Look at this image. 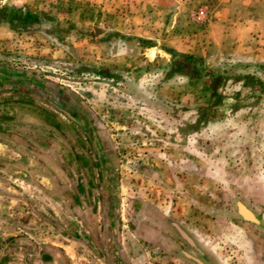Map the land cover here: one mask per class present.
Listing matches in <instances>:
<instances>
[{"label": "rangeland", "instance_id": "rangeland-1", "mask_svg": "<svg viewBox=\"0 0 264 264\" xmlns=\"http://www.w3.org/2000/svg\"><path fill=\"white\" fill-rule=\"evenodd\" d=\"M135 1L0 0L41 16L23 29L0 24V244L17 233L56 241L71 264H219L199 246L200 231L206 241L220 235L224 255L245 264L248 243L260 241L233 224L243 220L257 226L255 235L264 232V91L257 95L243 80L264 60L206 41L189 53L124 34L119 24L146 15L133 9ZM200 6L209 10L207 22H191L189 13ZM213 7L199 2L186 11L181 30L204 35ZM168 51L199 58L201 72L214 71L210 89L224 98L204 119L198 107L208 77L190 79L187 61ZM99 68L114 75L101 77L93 72ZM85 120L92 144L79 127ZM79 143L87 153L81 162ZM169 168L173 182L157 172ZM99 170L114 184V240L102 225V210L110 208ZM189 178L201 181L200 197L190 196ZM155 195L160 205L151 201ZM237 203L256 221L243 219ZM169 204L175 210H166Z\"/></svg>", "mask_w": 264, "mask_h": 264}, {"label": "crops", "instance_id": "crops-1", "mask_svg": "<svg viewBox=\"0 0 264 264\" xmlns=\"http://www.w3.org/2000/svg\"><path fill=\"white\" fill-rule=\"evenodd\" d=\"M206 1L214 4L211 20H209L206 27V33L202 36L197 35L200 31L191 34L193 27L190 26L191 29L184 27L181 30L184 13L195 7L199 2ZM123 6V10H126V1L123 2ZM133 9L144 11L146 15L141 18L142 14H140L131 23L123 22L119 24L118 30L124 34L144 36V38H152L156 42L160 40L164 42L165 46H170L176 51L189 53L200 52L203 49V42L206 41L215 49H219L222 52L227 51V54L245 55L244 57L255 61L264 60V0H136L133 4ZM149 10L152 11L151 14L147 13ZM156 11L160 15L159 18H155L153 15ZM148 16H151V22ZM162 19H165V21ZM158 26H160L159 31H166L165 35H158ZM145 34H147L146 37ZM169 171L157 170L165 181L170 179L173 182L175 176L171 168H169ZM189 181H191V183L189 182L190 188H188L190 196L200 197L203 192L200 190L201 181L193 180L192 178H189ZM166 194H168V191ZM151 201H155L156 205H160L162 202L157 195L153 196ZM166 201L169 203L168 199ZM168 207L175 210L170 204L169 206L165 205L166 210ZM162 213L167 216L166 213ZM203 215L205 217L204 213ZM250 226L248 222L243 220H236L235 224H233L235 230L241 233L249 232L248 235H253L257 239L256 242L260 241V245L248 243L249 249L245 255L251 261L245 264H264V232L259 233L258 230L257 235H255L257 226L253 224H250ZM198 234L199 246L203 250L210 252L218 260L219 264H234L229 259L231 257L225 256L222 252L224 247L219 243L221 240L217 239L220 238V235L215 234L212 239L208 238V241H206L205 237L200 235V231ZM225 239L233 242L230 237ZM113 248L116 250L115 246ZM116 252L114 254L115 258L117 257ZM232 256L235 255L232 254ZM0 264L71 263L63 244L56 241H39L30 234L17 233L11 235V237L0 244Z\"/></svg>", "mask_w": 264, "mask_h": 264}, {"label": "trees", "instance_id": "trees-1", "mask_svg": "<svg viewBox=\"0 0 264 264\" xmlns=\"http://www.w3.org/2000/svg\"><path fill=\"white\" fill-rule=\"evenodd\" d=\"M40 15L36 12H33L29 9H20L16 7H8L6 5L0 4V24L6 23L9 26L17 29L27 28L32 25H38L40 23ZM171 56H178L181 59L187 61V64L190 68H192L191 72H189L188 76L193 79H201L203 76H207V81L201 83L202 87L207 89L204 102L198 107V116L204 119V115L206 114V110L208 108L214 107L219 104L224 96L217 91H211L210 87L212 84V80L215 76H213L214 71L204 70L201 72L199 69L195 67V62L200 60L199 58L192 57L189 54L176 53L174 51H168ZM195 67V68H194ZM253 69L244 75L243 84L247 87L250 85H255L257 87V95L261 94L264 91L263 82L261 81V77L264 75V63L254 64ZM95 74L100 75L101 77H110L113 76L114 73L109 71L107 68H99L96 71H93ZM216 72V71H215ZM10 83L11 79L6 77ZM32 81V80H31ZM34 80L33 82H35ZM59 92L61 89H57Z\"/></svg>", "mask_w": 264, "mask_h": 264}, {"label": "flooded vegetation", "instance_id": "flooded-vegetation-1", "mask_svg": "<svg viewBox=\"0 0 264 264\" xmlns=\"http://www.w3.org/2000/svg\"><path fill=\"white\" fill-rule=\"evenodd\" d=\"M72 108V107H71ZM75 111V110H74ZM76 114V112H75ZM84 114V113H83ZM81 114V112L79 113V115H83ZM89 120V119H88ZM88 120H85L82 125L83 126H79L81 127L82 129H84V131H88V133H83L85 135V140H88L89 143H93V137H92V133H89V121ZM92 147V146H91ZM81 145L79 143V149H81ZM95 148H93L94 150ZM96 150H94V153L95 155H97V152H95ZM80 155L78 156L77 160L79 162H81V159L84 161L85 159H87V153L85 152V150L81 149ZM98 157V155H97ZM101 157V159H99V161H101L103 163V165L101 164H98V167L100 169H102L103 167L105 168V160L103 158V156H99ZM98 158H96V161H97ZM80 171V168L78 169ZM98 179H99V183L101 185V188H104V191L105 189L107 188V194L103 193L102 195V200L106 199L108 201V208L107 211H105L103 208L102 210V216H101V219H102V225H103V229L105 231V224L106 226L108 227V232H109V237L110 239H113L114 238V235H115V231H116V228H115V225H114V222H115V214H116V211H115V199H113V194H114V184H112L111 182V175H109L108 172H102L99 170V174H98ZM107 197V198H106ZM106 204V205H107ZM105 205V204H104ZM103 205V206H104ZM107 229V228H106Z\"/></svg>", "mask_w": 264, "mask_h": 264}, {"label": "water", "instance_id": "water-1", "mask_svg": "<svg viewBox=\"0 0 264 264\" xmlns=\"http://www.w3.org/2000/svg\"><path fill=\"white\" fill-rule=\"evenodd\" d=\"M66 115H68V114L66 113ZM237 211H238L239 215L243 219L248 220V221H256V219L254 218V215L243 204L237 203ZM172 226L175 228V230L177 231V233L180 235V237L184 241H186L189 245H191L192 247H194V243H193L192 239L189 237V235L187 233H185L175 223H172Z\"/></svg>", "mask_w": 264, "mask_h": 264}, {"label": "built area", "instance_id": "built-area-1", "mask_svg": "<svg viewBox=\"0 0 264 264\" xmlns=\"http://www.w3.org/2000/svg\"><path fill=\"white\" fill-rule=\"evenodd\" d=\"M209 10L206 6H200L189 13V20L194 23H206Z\"/></svg>", "mask_w": 264, "mask_h": 264}]
</instances>
